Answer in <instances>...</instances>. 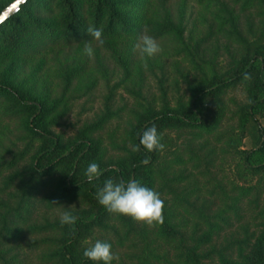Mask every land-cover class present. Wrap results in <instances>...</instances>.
Listing matches in <instances>:
<instances>
[{
  "label": "rangeland",
  "instance_id": "374dc122",
  "mask_svg": "<svg viewBox=\"0 0 264 264\" xmlns=\"http://www.w3.org/2000/svg\"><path fill=\"white\" fill-rule=\"evenodd\" d=\"M199 1L186 0L184 46L161 42L162 51L152 57L137 50V68L130 77L96 43L92 57L85 47L65 49L70 63L88 61L91 72L77 83L54 132L68 143L107 119L92 138L101 144L103 165L122 161L133 151L130 134L142 114L166 106L186 107L196 88L232 76L261 39L264 45V8L240 14L233 0H222L239 15L233 34L230 25L221 31V0L208 5ZM100 63L104 69H99ZM53 65L50 62L35 78V66L26 68L20 77L25 88L37 94L60 93ZM251 86L250 81L239 82L211 101L214 108L224 109L217 131L160 132L166 147L158 151L161 178L156 191L167 209L174 210L172 229L113 214L105 227H94L86 235L82 247L97 239L109 242L119 256L112 264H221V252L236 255L240 246L252 244L264 228V170L254 171L243 160L251 148L245 123ZM260 122L264 126V114ZM18 126L0 123V164H5L0 169V264H56L48 256L57 236L32 228L60 223L63 212L81 214L92 205L80 198L47 207L43 200L52 195V188L42 190L29 183L39 146ZM23 152L26 156L20 159ZM12 161L16 164L6 166ZM17 175L18 180L10 182ZM212 226L218 230L207 242L205 235Z\"/></svg>",
  "mask_w": 264,
  "mask_h": 264
},
{
  "label": "trees",
  "instance_id": "16d2710c",
  "mask_svg": "<svg viewBox=\"0 0 264 264\" xmlns=\"http://www.w3.org/2000/svg\"><path fill=\"white\" fill-rule=\"evenodd\" d=\"M15 1L0 0V14ZM214 1L220 3V0L199 2L208 5ZM233 1L240 6V14L257 7L264 8V0ZM186 7V0H29L15 16L0 26V123L18 124L24 136L39 146L32 158L29 183L42 190L52 188V195L43 200L47 207L60 206L80 198H85L92 205L90 211L73 214L78 217L74 226L54 222L32 228L57 236L56 247L48 256L49 262L97 264L83 255L85 248L82 242L94 227H105L113 217V213L98 202V189L111 178L125 182L137 179L156 191L161 178L158 151L149 152L140 145L143 131L153 124L158 132L175 128L207 133L217 131L224 109L214 108L211 101L239 82L250 81L252 84L251 103L245 115L251 148L243 160L246 167L254 171L264 170V126L260 122L264 114V45L260 44L263 39L248 52L232 76L196 88L186 107L172 109L166 106L162 110H149L142 114L130 134L133 148L139 145L140 150H133L122 161L103 165L101 144L92 138V134L107 119L87 128L68 143L54 132L65 115L67 101L76 90L77 83L91 72L88 61L70 63L63 52L68 48H84L85 43L92 39L87 31L89 26L103 30L104 44L101 46L95 40L91 43L108 52L114 65L130 77L137 68L135 45L142 33L147 32L158 43L171 42L175 47L184 46ZM238 20L235 10L229 9L221 0V31L230 25L231 33H236ZM50 62L54 64L50 69H54L59 80L60 93L37 94L32 89L27 90L20 79L26 68L35 66L32 70V78H35L45 71ZM98 65L99 69H104L101 63ZM246 73L251 74L250 80L244 79ZM25 156L23 152L19 157L22 159ZM149 157L150 162L143 164L142 161ZM92 162L98 163L104 171L98 180L89 183L85 171ZM15 164L12 161L6 166ZM4 166L0 164V169ZM18 177H12L10 182L18 180ZM224 212L221 211V222L225 220ZM16 216L20 217L19 214ZM173 216V208L167 209L165 204L164 228H173L170 223ZM217 230V226H212L205 240L210 242ZM245 245L239 247L236 255L221 252V264H264V228L252 244L248 241Z\"/></svg>",
  "mask_w": 264,
  "mask_h": 264
},
{
  "label": "clouds",
  "instance_id": "9594fccd",
  "mask_svg": "<svg viewBox=\"0 0 264 264\" xmlns=\"http://www.w3.org/2000/svg\"><path fill=\"white\" fill-rule=\"evenodd\" d=\"M92 39L85 43L84 51L89 56H94L92 47V40H95L99 45L104 44L103 30L94 26H89L87 29ZM135 48L144 55L152 57L162 51L157 40L147 34L142 33L135 45ZM145 63V67H146ZM244 79L250 80L251 74L246 73ZM163 134L158 132L157 127L153 124L146 128L140 135V145H142L149 152L165 150L166 145L162 143ZM134 151H139L140 146H134ZM150 162V157L145 158L142 163L147 165ZM103 171L100 165L92 162L88 165L85 175L89 183L93 180H98ZM97 200L110 213L129 216L137 222L147 224L149 227L162 225L164 223V208L165 202L161 194L154 189L145 186L137 179H130L128 182L124 180L107 179L103 187L97 191ZM78 220L76 215L70 211H65L60 216V223L62 225H75ZM73 231L75 229L73 228ZM83 255L97 262V264H112V262L119 261L118 254L112 250V245L107 241L97 239L90 247L84 250Z\"/></svg>",
  "mask_w": 264,
  "mask_h": 264
},
{
  "label": "water",
  "instance_id": "95a60500",
  "mask_svg": "<svg viewBox=\"0 0 264 264\" xmlns=\"http://www.w3.org/2000/svg\"><path fill=\"white\" fill-rule=\"evenodd\" d=\"M29 0H16L10 6L5 8L0 14V26L9 20L11 17L15 16Z\"/></svg>",
  "mask_w": 264,
  "mask_h": 264
}]
</instances>
